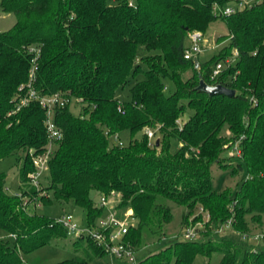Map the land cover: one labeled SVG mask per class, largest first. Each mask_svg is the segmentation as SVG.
Segmentation results:
<instances>
[{
    "label": "trees",
    "instance_id": "1",
    "mask_svg": "<svg viewBox=\"0 0 264 264\" xmlns=\"http://www.w3.org/2000/svg\"><path fill=\"white\" fill-rule=\"evenodd\" d=\"M229 3L0 0L2 11L15 17L11 27L0 31V161L23 154L20 195L7 193L0 170V231L14 235L13 245L0 237V264H23V254L67 236L61 224L24 207L22 196L33 203L73 202L83 210L85 224L93 226L104 209L94 203L92 191H114L119 207L132 209L136 222L123 239L133 249L147 235L165 237L164 227L173 217L165 201L184 207L181 224L186 228L208 214L201 238L175 236L136 264H192L196 255L213 253L221 255L219 264H264V245L242 236L250 232V222L261 225L264 214V0L214 15L215 4ZM218 19L227 32L216 41L227 45L207 59L197 56L196 66L194 59L184 58L188 33L205 34ZM29 46L40 50L33 87L41 95L68 93L82 99L55 109L62 138L48 162V183L39 189L29 184L34 166L28 150L42 152L48 142L45 110L32 101L13 112L19 87L25 89L29 79ZM140 49L146 55L139 58ZM234 51V61L211 78L213 65ZM187 70L192 74L184 79ZM140 74L143 78H137ZM165 79L173 85L170 93ZM201 79L233 89L235 95H209L198 89ZM126 85L130 99L121 102L118 91ZM76 104L78 114L72 111ZM188 109L192 113L180 122ZM225 125L229 136L222 133ZM146 128L158 137L150 140ZM122 133L128 136L126 144L110 142ZM172 139L180 143L175 152ZM237 140L242 162L231 173L245 166L246 176L232 196L228 188H213L211 168L227 167L221 155ZM228 220L240 240L217 233ZM74 243L84 255L55 264H88L106 253L87 236H77Z\"/></svg>",
    "mask_w": 264,
    "mask_h": 264
},
{
    "label": "rangeland",
    "instance_id": "2",
    "mask_svg": "<svg viewBox=\"0 0 264 264\" xmlns=\"http://www.w3.org/2000/svg\"><path fill=\"white\" fill-rule=\"evenodd\" d=\"M15 22V17L13 14L5 13L2 11L0 6V31L6 30ZM227 32V28L225 23L218 19L212 22L207 31L204 34V42L201 43V52L198 54V59L203 60L211 57L216 54L222 47L227 45V41L223 43H219L216 41L217 37L223 35ZM186 46L190 45L189 38L187 37L185 40ZM146 55L145 52L139 51L138 57ZM142 64V68L145 69L146 65ZM192 71L187 70L182 75L184 79H187L191 76ZM137 78H143L142 74L138 75ZM165 84L168 89H166V93H170L173 90V85L170 83L168 79H165ZM129 85H126L123 89L118 91V99L119 101H127L130 99V91ZM72 111L75 114L80 112V106L76 104V106L72 107ZM192 113L191 110H186L183 116L180 118V122L184 121L188 118V116ZM143 131L136 134V138H140ZM222 133L224 135L229 136L230 133L225 125ZM158 137V134L155 133V137L151 138L155 140ZM128 136L126 133H122L120 137L116 139L112 138L111 143H124L128 142ZM180 147V143L172 139L171 140V150L173 152L177 151ZM232 155V157H230ZM223 158H226L227 167L220 168L217 164H214L211 168L212 173V186L216 191H222L224 189H230L231 195L233 196L236 189L239 187V184L246 176L245 166L238 169L236 174L231 173V169L236 164L241 163V159L235 154V151L232 147L226 149L222 155ZM22 152H16L11 154L7 158L0 161V170L5 174L4 187L7 193L11 196H16L20 194L19 189V172L22 164ZM48 171L44 172L42 176L43 185H47L49 175ZM91 197L96 205L99 204L100 193L97 191L91 192ZM109 200L113 201V204L118 202L117 197L109 198ZM36 204L33 203L29 206L28 210L30 212H36L40 215L47 217L48 219L57 220L59 217L69 214L73 217V219L77 222L80 227H84V213L83 210L73 204V202L62 203L57 200H52L51 203L44 204L41 201L35 200ZM172 210V220L165 225L163 232L165 233V237L158 239L157 235H147L145 236L144 243L138 247L134 248V259H130L128 257L124 258H115L111 255L104 253L101 256L93 257L88 264H136L143 258L149 256L150 254L156 253L166 247L171 241H173L175 236L177 238H183V232L186 226L181 224V214L184 211V207L178 206L170 201H165ZM103 215H106V212H103ZM194 215L189 217V220H192ZM251 215H247L246 219L250 222ZM204 221L196 222L195 224H190V226H197L199 228L196 237L201 238V234L199 232L204 230L203 224ZM250 232L248 234L257 236L259 233H264V214L262 216V224H257L256 222H250ZM189 226V227H190ZM188 227V226H187ZM0 237L7 240L10 244H14V238L0 231ZM221 238H230L235 240H240V233L232 228H225L224 231L220 233ZM77 239V235L68 234L65 238L55 239L47 243L46 245L26 254H23V264H55L59 261L71 259L74 257H82L84 255V251L81 246L75 244V240ZM249 242L253 245L262 246L261 243H258L257 240H254L252 237L249 239ZM221 255L219 253H213L210 257L203 256L198 254L195 256L192 264H219Z\"/></svg>",
    "mask_w": 264,
    "mask_h": 264
},
{
    "label": "built area",
    "instance_id": "3",
    "mask_svg": "<svg viewBox=\"0 0 264 264\" xmlns=\"http://www.w3.org/2000/svg\"><path fill=\"white\" fill-rule=\"evenodd\" d=\"M261 0H230L229 4L220 6L215 4L213 6L214 15L220 17L235 13L237 10H242L244 8L252 7L253 5L259 3ZM188 38L190 45L184 51V58L195 59L201 52V43L204 42V34L200 31H192L188 33ZM30 59V69H29V79L26 84L19 87L20 92L15 98V109L13 112L20 110L22 107L27 106L32 101H37L45 110V128L47 132L48 142L45 145L42 152H35L33 149L28 150V155L32 160L34 170L29 173V184L36 189L41 187L42 176L44 172L48 171V162L51 158L54 150L57 148L58 141L62 138V132L54 121V112L56 108L64 107L75 100L77 104L82 103L81 98H73L68 93H53L50 95H41L34 87L33 82L35 81V74L37 70L38 58L40 55V50L36 46H29L27 49ZM234 51V56L226 58L224 61L216 62L211 70V78H215L219 75L220 71L225 64L232 63L236 56ZM255 103V101L253 100ZM145 132L147 137H155V132L150 128H146ZM117 137H115L116 139ZM233 149L235 154L239 156L241 154L239 148V140L234 142ZM20 195V194H19ZM117 197L118 202L113 204V201L109 198ZM37 199V198H36ZM120 195L114 191L109 193H100V200L98 206L103 208L106 215H101L97 218L95 225L80 227L73 217L69 214H65L59 217L55 222L61 224L67 231L68 234H75L77 236L83 235L93 239L97 245L103 248V250L115 258L128 257L134 259V249L133 247L124 241V236L128 233L129 228L135 225V218L133 216V211L130 208H120ZM22 203L24 207H28L33 204L28 196H22ZM36 204V203H35ZM202 211V210H201ZM209 216L207 213L204 214V219L208 220ZM231 220H228L225 224L220 226L217 233H221L225 228H231ZM199 228L197 226H190L184 229L183 238L191 239L196 237ZM12 237L14 235H11ZM243 238L257 240L258 243L264 245V233H259L257 236L245 233L242 235Z\"/></svg>",
    "mask_w": 264,
    "mask_h": 264
},
{
    "label": "water",
    "instance_id": "4",
    "mask_svg": "<svg viewBox=\"0 0 264 264\" xmlns=\"http://www.w3.org/2000/svg\"><path fill=\"white\" fill-rule=\"evenodd\" d=\"M196 66L197 64V58L194 59ZM198 89L206 92L209 95H225L228 97H233L235 95V90L227 88L221 84H213L208 85L206 84L202 79L200 80V83L198 85ZM159 144V140H156V145Z\"/></svg>",
    "mask_w": 264,
    "mask_h": 264
}]
</instances>
